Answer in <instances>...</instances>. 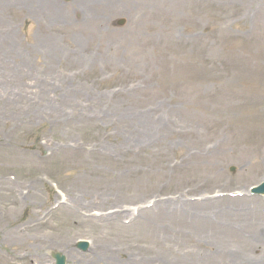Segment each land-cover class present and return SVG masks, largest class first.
Here are the masks:
<instances>
[{
	"label": "rangeland",
	"instance_id": "374dc122",
	"mask_svg": "<svg viewBox=\"0 0 264 264\" xmlns=\"http://www.w3.org/2000/svg\"><path fill=\"white\" fill-rule=\"evenodd\" d=\"M91 1L0 0V264H264V0Z\"/></svg>",
	"mask_w": 264,
	"mask_h": 264
},
{
	"label": "bare ground",
	"instance_id": "6f19581e",
	"mask_svg": "<svg viewBox=\"0 0 264 264\" xmlns=\"http://www.w3.org/2000/svg\"><path fill=\"white\" fill-rule=\"evenodd\" d=\"M87 1V0H86ZM88 2H92L91 0H88ZM94 3H86V6L90 9H92ZM172 35V34H171ZM171 35H166L164 40H159L162 41V44L167 42V40H170ZM174 36V35H172ZM175 39V37H173ZM162 47V45H160ZM212 155L211 153H209ZM11 185V184H9ZM207 185V181H202V183L193 189L194 194H199L204 192L206 189L204 188ZM12 188V187H11ZM192 191V190H191ZM193 196V195H192ZM198 196V195H195ZM8 198V196L3 197V199ZM246 202L247 199H220L217 201H212L207 199L206 201L199 199V198H194L190 200V202H186L184 199V195H181L178 199H176L174 202H166V203H160L156 205L151 211H148L145 213L146 217H155L156 219H161L164 220L168 216L170 218L178 223L181 222L180 217L186 216L187 218L193 219V216L199 215L200 222L206 223L207 222V216L209 213H214L215 215H224V216H230L232 214L236 213H248L244 212V208H242L240 211L238 210V206L236 204ZM1 209V207H0ZM182 211H187V213L182 212ZM117 218V217H115ZM114 217L112 218V220ZM110 220V217L108 218ZM109 222V221H107ZM110 223V222H109ZM29 228V227H26ZM27 230V229H25ZM24 231V229H22ZM28 257V252L23 255V258ZM34 264V262H33Z\"/></svg>",
	"mask_w": 264,
	"mask_h": 264
},
{
	"label": "water",
	"instance_id": "95a60500",
	"mask_svg": "<svg viewBox=\"0 0 264 264\" xmlns=\"http://www.w3.org/2000/svg\"><path fill=\"white\" fill-rule=\"evenodd\" d=\"M234 171V169H232ZM254 193L264 195V184L257 189H254ZM77 247L82 251H87L89 248V243L79 242ZM52 258L56 261V264H66V257L60 253H52Z\"/></svg>",
	"mask_w": 264,
	"mask_h": 264
}]
</instances>
